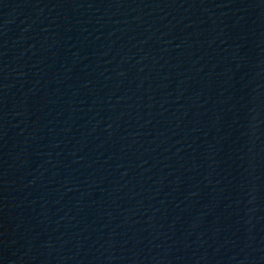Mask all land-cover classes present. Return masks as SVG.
<instances>
[{"label":"water","instance_id":"1","mask_svg":"<svg viewBox=\"0 0 264 264\" xmlns=\"http://www.w3.org/2000/svg\"><path fill=\"white\" fill-rule=\"evenodd\" d=\"M0 264H264V0H0Z\"/></svg>","mask_w":264,"mask_h":264}]
</instances>
